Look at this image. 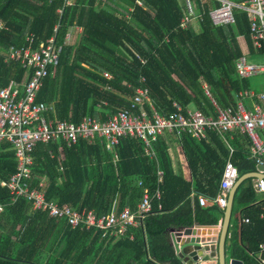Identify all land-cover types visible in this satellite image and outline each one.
<instances>
[{"label":"trees","instance_id":"16d2710c","mask_svg":"<svg viewBox=\"0 0 264 264\" xmlns=\"http://www.w3.org/2000/svg\"><path fill=\"white\" fill-rule=\"evenodd\" d=\"M140 1L0 0V86L9 84L11 78L20 82L25 73L18 61L5 60L9 46L23 45L29 33L36 41L55 33L62 49L37 94L38 101L52 104L53 110L47 112L51 117L78 121L91 114L106 119L130 104L139 85L148 88L151 103L162 115L173 112L174 104L184 109L194 105L207 115L213 112L212 100L219 106H235L234 94L248 87L247 78L240 77L235 67L244 53L239 37L255 51L246 13L235 9L233 24L215 25L208 11L218 1L193 0L199 25L196 32L193 24L182 26L189 14L185 1ZM73 27L81 31L75 30L67 40ZM211 134L225 155L218 134ZM182 142L196 174L194 180L174 171L161 137L154 142L157 159L148 157L142 141L131 135H122L115 149H109L101 138L93 142L79 138L71 145L38 143L30 185L42 182L47 200L100 216L114 208L135 210L145 186L151 192L158 187L161 197L152 199V213L144 225L131 227L115 239L95 228H71L63 218L32 209L23 197L12 202L9 189L0 185V264H184L171 244L148 238L166 230L177 216L206 224L218 221L223 208L216 203L202 206L199 198L193 206L191 195L195 190L213 198L225 157L217 156L205 138L184 132ZM234 144L232 160L238 173L254 169L248 147ZM16 166L12 143L1 139L0 178H8ZM157 168L162 169L160 181ZM200 170L205 179H200ZM257 197L252 177L245 178L234 194L231 227L236 228L235 214L244 207L243 215L249 217L242 226L247 246L238 244L234 229L226 237L245 264H264L251 254L261 248L260 243L264 245V210L254 204Z\"/></svg>","mask_w":264,"mask_h":264},{"label":"built area","instance_id":"2783aa9c","mask_svg":"<svg viewBox=\"0 0 264 264\" xmlns=\"http://www.w3.org/2000/svg\"><path fill=\"white\" fill-rule=\"evenodd\" d=\"M71 1L66 0L67 3ZM184 1L189 14L182 19V26L187 27L198 15L194 12L193 0ZM216 1L218 3L208 11L212 23L233 24L234 10H243L249 20L250 40L264 56V0ZM137 2L141 4L140 0ZM59 11L62 12V9ZM57 29L58 26L53 28L54 32ZM66 38L70 40V33L66 34ZM24 41L21 46H10L6 55L7 60L18 61L25 68L23 78L20 82L11 79L10 84L0 86V140L7 139L12 143L17 158L16 170L8 178H0V185L9 189L12 202L23 197L31 203L32 209L46 211L49 216L57 219L63 218L71 228L83 225L101 230L103 236L117 239L125 236L129 228L144 225L146 217L152 213V199L161 197L158 187L151 192L145 186L143 197L135 210L125 207L122 211L111 210L100 216L91 210H77L68 203L58 204L47 200L40 188L42 182L38 186L30 185L33 150L41 142L61 141L71 145L79 138L87 142L101 138L109 149H115L122 135H131L142 141L148 157L157 159L154 142L161 135L180 137L185 132L202 139L216 132L226 143L227 155L215 195L213 198L199 195V202L207 205L211 201L221 208L225 207L228 190L238 175L232 160L234 148L228 143L227 134L230 137L236 132L246 134L250 141L249 157L254 158L256 165L264 164V105L249 107L245 100L248 89L241 88L236 93L235 106L222 107L212 100L214 109L208 115L199 108L184 109L178 104H174L176 108L173 112L162 115L151 103L148 88L139 85L130 104L118 108L106 119L91 114L82 115L78 121L51 117L47 112L53 110L52 104L38 101L37 94L49 68L56 65L62 48L56 42L55 33L40 41H36L34 34L29 33ZM235 67L241 77L264 73V61L248 60L245 53L237 58ZM105 76L110 77V73L105 72ZM141 81H144L143 76ZM204 87L210 96L206 84ZM258 99L264 102V90L259 92ZM157 174L160 181L162 169L157 168ZM254 179L256 188L264 191V177ZM139 183L141 185L142 180ZM157 208L160 209L161 205L158 204ZM244 220H248V217ZM260 247L264 245L260 244Z\"/></svg>","mask_w":264,"mask_h":264},{"label":"crops","instance_id":"0c3cea01","mask_svg":"<svg viewBox=\"0 0 264 264\" xmlns=\"http://www.w3.org/2000/svg\"><path fill=\"white\" fill-rule=\"evenodd\" d=\"M205 1L206 2H210V0H205ZM192 24H193L194 30L196 32L199 31V25H198L197 21L194 20ZM75 30L80 32L81 28H79V27L71 28L70 31L68 32V33H70V39L72 38V33H74ZM239 43H240V45H241V47L243 49V52L246 54V56H248L250 58H259V57L262 56L261 50L256 49L254 46L253 47H254L255 51L251 52L249 50V48H248V45H247L246 41L241 36L239 37ZM251 43H252V41H251ZM11 46H13V45H11ZM9 48H10V46H9ZM7 52H8V50H7ZM7 52H5V60H7V57H6ZM246 78H247V81H248V87L246 89L249 90V93L247 94V97L245 99L247 105L249 107H252V106H254L256 104L264 105V102H262V101H260L258 99L259 92L264 90V73L261 72V73L255 74V75L246 76ZM11 79H14V78H11ZM234 97H236V93L234 94ZM194 109H196V107ZM211 133H216V132H211ZM211 133L209 134L210 136L208 138H205V139L215 149L217 156L226 157V155H227L226 143L222 140L221 136L217 133L218 136H219V139L222 142V144L226 147V153H225V155H223L219 145L217 144V142H215L213 140V136H212ZM160 137L163 138L165 140V142H166L167 151H168V153L170 155V159H171V163H172L174 171L179 173V174H182L185 178H187L189 180H194L195 177H196V174H195V172H194V170H193V168H192V166H191V164L189 162L188 153L186 151L184 143L182 142V136H180V137L177 136L176 137L175 135L165 134V135H161ZM227 137H228V143L234 148V151L236 149V146H235L234 142H236L237 146L241 145L243 148L244 147L245 148L248 147V152H249L250 141H249L248 136L246 134H242V133L236 132V133H233L231 137L229 136V134H227ZM234 140H236V141H234ZM248 156H249V154H248ZM203 161L205 163L208 162L205 159ZM254 169H257L256 164H255V168ZM201 173H203V171L200 170L198 172V175L201 174ZM205 177H206V175L203 173V175L201 176L200 179H205ZM254 178L255 177H252L253 187H254L255 191L257 192V196H258L256 201L254 202V204H256L257 206H261L262 209L264 210V191H260V190H258L256 188L255 179ZM199 195H202V194H199L195 190L192 191L191 198H192V205L193 206L197 203ZM207 198H209V197H207ZM200 205H202V204L200 203ZM208 205H212V202L210 201L207 205H202V206H208ZM233 205H234V198H233ZM232 208H233V206H232ZM243 208L244 207L239 208L238 211L235 214L236 218H235L233 224L236 226V228L235 227H231V216H230L226 237H229L231 235L233 229H234L236 231L237 235H238V244L242 243V245L245 244L247 246V243H246L247 240L245 239V236H244V234L242 232V226L244 224H246L247 222H249V217L246 216V215H243V211H242ZM112 210L116 211L115 208L112 209ZM260 214L262 215L263 212H261ZM245 217H248V220H244ZM221 219H222V216L219 217L218 221L215 224H206V223H200L198 221L191 222L187 218H180L179 216H177L174 220H171L169 222V227L166 230H164L163 232H161L159 234H153L151 236V238H148V240H150L151 242H154V243H164V244H171L172 245L171 233H172L173 229H184V228L188 227V225H192V224H196V223L206 224V225H216L217 224V227H218V224H220ZM208 236H211L212 238H214V237L216 238L217 237V233H210V234H208ZM229 243H230L229 240L226 238L225 239V252L227 254V257L228 258L229 257L239 258V257H237L235 255L234 250L229 245ZM260 244H262V243H260ZM262 250L263 249L260 248L258 251H255L254 253L251 252V254H253L254 258L256 260H258L260 263H264V261H263L264 260V254H263ZM180 259H182V258H180ZM243 262H244V260H243ZM184 264H186V263L184 262Z\"/></svg>","mask_w":264,"mask_h":264},{"label":"water","instance_id":"95a60500","mask_svg":"<svg viewBox=\"0 0 264 264\" xmlns=\"http://www.w3.org/2000/svg\"><path fill=\"white\" fill-rule=\"evenodd\" d=\"M256 167L257 169L239 173L233 181L228 190L226 205L218 227L217 224L196 223L184 229L172 230L174 251L186 264H244L240 258L227 257L225 239L237 187L247 177H264V164H257ZM210 233H217V237L208 236Z\"/></svg>","mask_w":264,"mask_h":264},{"label":"rangeland","instance_id":"374dc122","mask_svg":"<svg viewBox=\"0 0 264 264\" xmlns=\"http://www.w3.org/2000/svg\"><path fill=\"white\" fill-rule=\"evenodd\" d=\"M179 1H184V0H179ZM246 57H247L248 60H251V61H254V62H263V61H264V56H261V57H259V58H250V57H248V56H246ZM235 98H236V97H235ZM190 107H191L192 109L195 108L194 105H191Z\"/></svg>","mask_w":264,"mask_h":264},{"label":"clouds","instance_id":"9594fccd","mask_svg":"<svg viewBox=\"0 0 264 264\" xmlns=\"http://www.w3.org/2000/svg\"><path fill=\"white\" fill-rule=\"evenodd\" d=\"M238 176V175H237ZM224 209V208H223Z\"/></svg>","mask_w":264,"mask_h":264}]
</instances>
